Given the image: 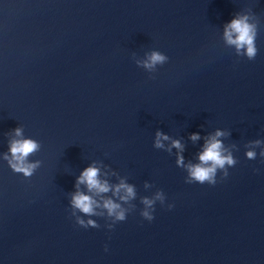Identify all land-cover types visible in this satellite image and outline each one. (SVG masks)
<instances>
[{
    "label": "water",
    "instance_id": "water-1",
    "mask_svg": "<svg viewBox=\"0 0 264 264\" xmlns=\"http://www.w3.org/2000/svg\"><path fill=\"white\" fill-rule=\"evenodd\" d=\"M237 14L258 23L253 61L223 39ZM153 50L169 60L147 73L135 61ZM17 127L42 145L29 179L4 158ZM218 130L238 163L215 186L186 184L167 149L178 140L184 165L197 164ZM157 132L169 137L163 149ZM255 140L264 141V0H0V264H264V144L245 156ZM89 166L109 192L76 184ZM121 180L136 200L113 194ZM158 189L165 205L148 222L140 199ZM77 191L98 212L106 199L135 211L112 230L98 217L99 228H81L70 215Z\"/></svg>",
    "mask_w": 264,
    "mask_h": 264
},
{
    "label": "clouds",
    "instance_id": "clouds-1",
    "mask_svg": "<svg viewBox=\"0 0 264 264\" xmlns=\"http://www.w3.org/2000/svg\"><path fill=\"white\" fill-rule=\"evenodd\" d=\"M258 37V23L250 22L248 15L237 14L230 22L224 26L223 39L227 46L234 48L235 55L237 57H246L247 60H255L258 54V48L256 46V40ZM169 58L160 51L153 50L145 55L143 60H136V66L142 68L147 73H155L158 66H163L168 62ZM150 78H154L150 76ZM16 137L20 139H14L10 141L9 153L5 155V159L8 160V164L12 171L16 174L22 175L25 179L31 178L37 169L41 166V161L29 162L28 157L36 154L40 151L42 145L40 142L31 138H22L23 131L20 127L15 130ZM225 135L222 131H216L215 135L210 136L203 145L202 152L198 155L199 163L184 165V157L182 155L183 146L180 141L173 140L171 147L167 151H171V148L177 149L176 164L178 167H185L187 176L185 178L186 184H208L209 186H215L217 183V174L222 173L221 179H226L229 175L228 169L234 167L238 161L233 156V151L224 146L223 141L220 139ZM189 139L194 143L200 139L198 134H192ZM169 140V137L163 135L161 132L156 133V139L154 146L157 149H163V141ZM264 144V141L255 140L245 145L249 150L245 152V156L248 160H255L257 158L256 148H260ZM235 148V146H232ZM238 150V149H237ZM259 156L264 162V149L259 152ZM258 171V170H254ZM99 169L95 166H89L85 168L76 180L77 185H86L87 189L95 191L96 194L107 193L110 188L106 182H101L98 178ZM144 187L150 188L154 185L145 183ZM123 192L119 199L125 204L130 201H134L137 198L135 187L129 185L124 180L115 187L114 195ZM166 196L163 190H156L151 197H142L140 203L143 205V210L140 212L141 217L152 222L154 220L155 205L157 202L161 206L165 205ZM101 205L97 203L89 195H85L80 191H77L72 195L70 201V208L72 209L70 215L75 218V223L81 228H99L100 225L96 223L91 217L104 218L110 223L106 224L109 230H112L117 223L124 222L127 215L135 211V204H131L130 207H123L121 203H116L112 199H106L103 201V209L105 211H97ZM174 207L172 204H168V210ZM83 217H89L84 219ZM107 251V247H105Z\"/></svg>",
    "mask_w": 264,
    "mask_h": 264
}]
</instances>
